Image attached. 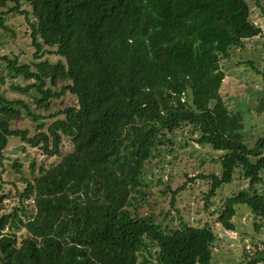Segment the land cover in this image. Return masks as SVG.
<instances>
[{"label": "trees", "instance_id": "1", "mask_svg": "<svg viewBox=\"0 0 264 264\" xmlns=\"http://www.w3.org/2000/svg\"><path fill=\"white\" fill-rule=\"evenodd\" d=\"M251 13L248 0H0V37L10 32L6 17L22 14L34 47L31 63L0 54L7 73L32 80L12 89L33 91L16 99L0 89V264H211L209 223L172 229L141 211L148 170L178 142L222 152L219 173L197 178L210 183L205 209L216 207L224 229L235 231L243 205L263 219L264 135L249 146L244 113L221 96L222 62L262 34ZM67 93L76 104L54 111L51 102ZM25 115L33 130L15 126ZM11 137L59 160L33 161L17 179L22 188L14 182L5 194ZM236 173L247 186L216 204ZM244 256L264 264V249Z\"/></svg>", "mask_w": 264, "mask_h": 264}, {"label": "rangeland", "instance_id": "2", "mask_svg": "<svg viewBox=\"0 0 264 264\" xmlns=\"http://www.w3.org/2000/svg\"><path fill=\"white\" fill-rule=\"evenodd\" d=\"M252 9L251 19L261 25L262 34L247 41L244 49L232 51L231 59L222 62L226 77L221 87V96L232 111L244 113L243 134L245 142L253 146L255 142L264 135V111H258L264 98V80L257 75L248 62L252 61L256 67L264 69V0L261 5L256 0H248ZM6 25L10 32L0 37V54H10L17 57L19 62L31 63L33 60L34 47L31 39V28L22 14H10L6 17ZM60 58L55 55H46L42 60L56 63ZM0 73L3 79L0 80V89L6 95L16 99H27L32 89L24 93L12 89L14 84L21 87L26 86L32 80H27L21 75L7 73L4 65H0ZM67 104H76V97L67 93L62 99L54 100L51 106L58 111ZM49 114V112H43ZM52 119L45 120V127ZM32 120L25 115L22 121L15 123V126L32 128ZM71 149V143L65 140L63 153ZM222 152L215 151L209 146H199L192 141L187 144L178 142L173 153H166L159 166L152 165L148 170V187L150 193L148 202L142 205L141 211L144 214H152L156 222L169 228H177L184 220L189 225L204 226L209 223L217 234L214 244L211 264H248L244 256L247 250L250 254L257 249H264V218H255L245 205L238 209L234 218L236 229L229 231L217 222V214L205 209V195L208 192L210 183L206 179L197 178L199 174L208 175L219 173ZM7 156L6 172L4 175L3 192H15L14 182L22 188L17 180L21 175L30 173V165L34 161L37 168L44 163L46 167L56 164L57 157L49 158L24 143L20 138H9V145L5 151ZM15 160L22 163L21 171L13 168ZM190 178H193L190 181ZM186 184V187L179 192L178 188ZM247 186L236 173L233 181L219 188L212 199L220 204L228 196L237 194ZM173 196L175 200L172 201ZM6 206L11 208L14 202L6 199ZM258 225V227L256 226ZM149 264H156L152 259Z\"/></svg>", "mask_w": 264, "mask_h": 264}]
</instances>
